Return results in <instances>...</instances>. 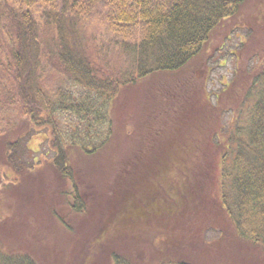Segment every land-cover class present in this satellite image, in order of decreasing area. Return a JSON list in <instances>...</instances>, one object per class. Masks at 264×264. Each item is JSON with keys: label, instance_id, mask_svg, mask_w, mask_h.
Returning a JSON list of instances; mask_svg holds the SVG:
<instances>
[{"label": "trees", "instance_id": "obj_1", "mask_svg": "<svg viewBox=\"0 0 264 264\" xmlns=\"http://www.w3.org/2000/svg\"><path fill=\"white\" fill-rule=\"evenodd\" d=\"M253 2L264 28V0H0V185L39 184L35 210L55 218L68 207L75 221L60 219L75 236L94 214L93 249L77 264L99 254L135 264L124 238L146 244L149 264L264 259V42L251 53L259 64L240 65L216 102L201 85L208 68L190 67L213 34L229 29L223 46L245 28L232 22ZM195 150L202 168L171 174ZM41 151L45 159L29 157ZM103 155L100 178L84 182L82 163ZM189 200L193 220L182 214ZM218 213L232 220L220 226L225 241L203 236ZM27 249L0 247V264H44Z\"/></svg>", "mask_w": 264, "mask_h": 264}, {"label": "rangeland", "instance_id": "obj_2", "mask_svg": "<svg viewBox=\"0 0 264 264\" xmlns=\"http://www.w3.org/2000/svg\"><path fill=\"white\" fill-rule=\"evenodd\" d=\"M253 3V6L245 11H241L232 22L234 25L237 24L239 20L243 19L241 26L245 25L244 29L238 27L232 30L230 32L233 34L232 39L226 41L223 46L221 41L224 39V34H226L229 29L227 30L224 27L220 32H216L211 37L206 49L190 65V67L197 65L198 68H208L206 79L204 82H201V85L205 86L206 93L213 102H216L222 95L226 83L235 78L236 71L240 65L245 68H247L248 65L254 67L260 62L261 58L259 57V53L253 52L252 55L255 54L257 56V59L254 61L249 59V57L252 56V50L256 52L261 51L257 46L260 41L264 42V28L260 26L262 25L261 22L256 20V14L259 12L260 6L255 2ZM110 35L111 34L106 31L105 34L99 36V43L103 44V42H100L101 38L105 39L108 36L110 37ZM190 70L193 71L192 68H190ZM202 75L203 74L198 75V80L203 77ZM131 110L134 109L129 106L125 115ZM239 110V108L235 107L225 116L228 122L225 120V128L223 129V132H227L230 129L228 126L232 124L235 118L232 116ZM42 141H44L43 136L34 138L30 144L31 148L33 150H39V143H43ZM39 154L40 161L46 158L45 155L42 154V151L39 153H30L29 157L34 155L38 157ZM202 156L201 152L195 150L192 155L189 156V159L183 167L184 171L181 170V173H178L172 169L171 174H181L182 176L193 177L194 171H197V168H202L199 165L200 162H203L204 157ZM103 157L104 158L100 157L97 161L89 159L82 163L85 165L81 166L78 172L80 178H83L84 182L87 181L88 178H100L102 168L105 166L104 163L109 161L107 156L103 155ZM39 159L37 161H39ZM37 164V169L43 166L42 162H37ZM95 167H97L98 170L95 169ZM6 183L9 184L8 182ZM1 186L2 185H0V225L2 223L3 225L0 228V247L3 250L20 253L29 248L36 253L44 264H77L79 257L86 249H93L87 246V241H89V239L95 234V229L97 227L93 213L89 212L90 218L87 217V215L84 216V226H81L84 231H78L76 233L77 236H75L71 229L65 231L64 225L60 219L61 217L63 221H67L68 223L75 221V214L72 213L68 207H59L58 210H56L58 212L55 213V218L50 212L44 211V213H42L35 210L36 204L41 201L39 192L42 188L39 184L30 182L23 186L18 185V187L16 186L17 188H14V186L6 187V185L4 188H1ZM188 202L189 203H185L187 208L184 209L182 214L186 220H190L188 217H190L191 220L194 218L196 219L198 215L192 218V213H194L197 204L192 200H189ZM220 206L221 205L219 204L218 207ZM181 210H183L182 207ZM216 215L217 216L213 215L214 217L210 215L211 220L215 225L209 229H205L203 236L212 240L219 239L225 241V237H221L222 232H220V226L224 224L225 226L232 228V220L229 215H225V213H218ZM215 219H220L219 221L221 222H218V220ZM178 220L177 216L173 221L175 224H178ZM59 223L61 230L67 233L70 236V239L75 242H72L74 245L71 242L67 245L65 244L66 241L63 238L61 231L58 229ZM113 236L115 235L113 234ZM136 239L135 242L129 238H124L123 241L126 246L130 243L132 244V247L127 248L126 250H119H124L122 252L130 254V258L135 264H149V262L152 261V256L150 255L149 250L146 249V244H144L140 238ZM17 244L21 245L22 248H18L19 246ZM64 244L66 247L63 246ZM137 244H139V246ZM71 246L72 249L70 250ZM150 246L152 247L151 244ZM218 246L219 245H215L216 248ZM64 247L67 248L66 252H64ZM23 248L24 250H22ZM105 256L106 255L99 254L95 259L89 262V264H111L109 258L110 255L108 257ZM246 257L247 249L243 251L238 259L243 260L246 259ZM263 260V258L257 260L253 259L247 264H262Z\"/></svg>", "mask_w": 264, "mask_h": 264}]
</instances>
